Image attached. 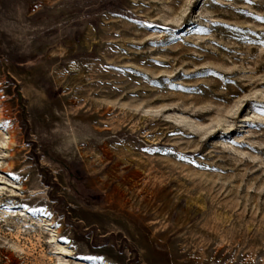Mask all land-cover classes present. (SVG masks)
<instances>
[{
    "label": "rangeland",
    "instance_id": "374dc122",
    "mask_svg": "<svg viewBox=\"0 0 264 264\" xmlns=\"http://www.w3.org/2000/svg\"><path fill=\"white\" fill-rule=\"evenodd\" d=\"M0 264H264V0H0Z\"/></svg>",
    "mask_w": 264,
    "mask_h": 264
}]
</instances>
